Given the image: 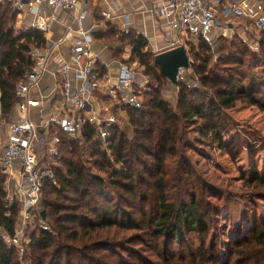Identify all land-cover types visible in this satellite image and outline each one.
<instances>
[{"label": "trees", "instance_id": "obj_1", "mask_svg": "<svg viewBox=\"0 0 264 264\" xmlns=\"http://www.w3.org/2000/svg\"><path fill=\"white\" fill-rule=\"evenodd\" d=\"M16 18L9 2L0 3V91L6 118L32 65L31 47L47 45L45 32L15 30ZM104 38L123 45L117 58L131 47L127 63L143 66L151 81L140 94L143 109L125 108L129 126L109 129L111 155L90 124L76 137L58 133L59 166L54 181L45 182L34 213L41 219L45 211V224L36 221L29 238L24 233L20 250L9 241L17 234L21 204L9 199V176L0 171V264H264V219L233 224L222 253L219 218L229 213V202H213L212 187L180 149L187 127H194L233 160L241 157V140L224 139L229 125L224 112L249 103L264 113V32L258 53L238 34L220 36L217 43L205 37L195 45L189 42L190 69L200 87L173 84L175 103L165 97L171 82L155 64L145 37L111 29ZM96 68L105 78L108 73L98 62ZM245 184L251 199L264 202V174L255 169Z\"/></svg>", "mask_w": 264, "mask_h": 264}, {"label": "built area", "instance_id": "obj_2", "mask_svg": "<svg viewBox=\"0 0 264 264\" xmlns=\"http://www.w3.org/2000/svg\"><path fill=\"white\" fill-rule=\"evenodd\" d=\"M79 1L81 0H10L14 11L34 13L36 19L33 28L42 32H47L49 28L48 21L42 15L45 7L51 9L55 17L59 10L76 11ZM156 13L170 20L165 36L174 40L172 47L184 46L187 49L186 42L177 35L179 31L194 45L200 37L208 38L214 29H221L220 36H226L229 30L223 23L232 17L248 19L253 30L264 32V9H252L248 2L238 5L231 4L228 0H172L169 6L156 10ZM84 19L85 14L80 15L79 23ZM79 33L81 37L76 38L68 48L69 61L61 59L59 63L64 115H56L41 125H36L28 117L29 109L40 105L38 100L30 98L29 92L39 84L47 71L48 58L51 56L48 51L31 47L32 65L26 73L25 81L17 90L16 108L19 114L24 115L19 123L8 124L0 91V128L8 127L11 136L4 153L0 155V171L11 176L18 174L21 179L11 196L12 201L16 200L21 204L22 225L15 238L9 241L10 245L17 248L21 247L24 230L29 228V222L34 219V213L42 203L45 182L55 179V170L61 159L58 133L61 131L76 137L86 124H90L97 131V140L111 155L108 149L109 129L122 122L126 116L125 108L143 109V98L137 93L135 85L138 68L123 63L120 64L115 79L100 78L92 53V39L83 29ZM73 65L77 66L81 82L77 86L71 80ZM191 72V69L180 70L178 84L197 89L200 87L199 80L191 78ZM145 84L141 89H146L149 84L147 78ZM104 95H109L112 100H103ZM15 164L19 165V169Z\"/></svg>", "mask_w": 264, "mask_h": 264}, {"label": "crops", "instance_id": "obj_3", "mask_svg": "<svg viewBox=\"0 0 264 264\" xmlns=\"http://www.w3.org/2000/svg\"><path fill=\"white\" fill-rule=\"evenodd\" d=\"M5 1V0H0ZM11 5L10 0H6ZM25 1V0H21ZM231 4L241 5L248 2L252 9H264V0H228ZM172 0H81L78 3L76 11L59 10L55 17L51 9L44 8L42 15L49 23L48 31L45 32L47 45L43 51H48L50 57L47 62V71L39 84L33 87L29 96L40 102L36 108H30L28 117L36 125H41L56 115H64L65 108L61 99V79L58 73L59 63L61 59L69 61L70 55L68 48L76 40L80 38V29L88 32L92 39V53L103 69L107 71L106 77L116 78L119 73L120 64H128L132 55V48L125 47L122 50L121 58H117L116 53L123 48L119 42H108L104 37L111 29L117 32L128 33L133 32L141 35L148 40V51L155 55L176 48L172 47L174 41L165 36L169 30L170 20L160 13H156L162 7L169 6ZM13 9V5H12ZM14 10V9H13ZM16 12V11H15ZM85 14V19L80 24L79 16ZM36 16L34 13H18L16 23L14 25L17 31H27L33 28ZM227 26L229 32H240L244 34L245 26L249 25L253 29L251 21L248 19L230 18L223 23ZM221 29H214L208 37L213 42L214 38H219ZM255 31V30H254ZM182 40L186 42L187 50L189 49V38L185 34L177 33ZM99 36V37H98ZM99 39H98V38ZM39 49V48H38ZM85 60H82V64ZM132 66V65H131ZM136 68L141 67L140 62L134 63ZM77 66L73 65L71 80L74 86L80 85V78ZM146 83L144 74L136 75V90L138 94H143L144 88L141 86ZM146 85V84H145ZM105 96V95H104ZM109 97V95L107 96ZM143 98V97H142ZM112 100V98H111ZM116 112V111H115ZM24 117L19 114L17 108L9 118H6L8 124H17ZM11 139L9 128H0V155H2ZM42 153V150H40ZM19 169V165L15 164ZM8 192L9 199L13 191L16 190V184L21 179L18 174L8 175ZM33 219L29 222L31 224Z\"/></svg>", "mask_w": 264, "mask_h": 264}, {"label": "rangeland", "instance_id": "obj_4", "mask_svg": "<svg viewBox=\"0 0 264 264\" xmlns=\"http://www.w3.org/2000/svg\"><path fill=\"white\" fill-rule=\"evenodd\" d=\"M0 3L6 4L7 2L5 0L0 1ZM239 33L230 31L224 37L233 39L236 34L240 35ZM242 33L244 34H241L240 38L255 53H258L261 32H256L247 25ZM217 39L214 38L213 43H217ZM136 68H138V73L144 74V68L140 69L137 66ZM260 75L263 76L262 73ZM189 76L194 79L193 71L189 73ZM144 77L151 83L148 77L145 75ZM165 97L173 103L176 102L177 90L172 83L168 85ZM102 99L111 101V97L107 96H102ZM224 115L227 117L229 124L227 131H224V139L229 141L233 137L236 140H241L244 147L241 157L237 161L221 150L213 140L201 137L194 127H187L186 138L183 146L180 148L182 154L188 157L189 163L196 175L206 180L212 187L210 195H215L216 197L213 202L220 206L229 202V213H222L219 218L220 233L223 240V247L221 248L223 254L226 252L233 224L245 223L251 225L255 219H264V202L251 199L249 193L251 191L248 189L247 184H245V181L249 182L253 180L255 169L264 174V113L249 103H239L232 110L224 112ZM121 121L122 128L126 129L129 126L127 116ZM174 171L173 173L177 170ZM207 196L209 195H206V198H208ZM152 202L150 201L149 205H152ZM33 217L34 219L29 225L30 228L24 230L27 238L32 234L37 222L40 225L45 224L43 223L44 220L41 221V219ZM18 221L17 230L22 225L21 219ZM133 247L135 249L139 248L136 245ZM21 248L22 246L18 249L20 250Z\"/></svg>", "mask_w": 264, "mask_h": 264}, {"label": "water", "instance_id": "obj_5", "mask_svg": "<svg viewBox=\"0 0 264 264\" xmlns=\"http://www.w3.org/2000/svg\"><path fill=\"white\" fill-rule=\"evenodd\" d=\"M155 64L160 68L161 73L172 84L178 86V75L180 70L190 69L189 52L184 46H179L163 53L157 54ZM43 219L46 218V213H41Z\"/></svg>", "mask_w": 264, "mask_h": 264}]
</instances>
